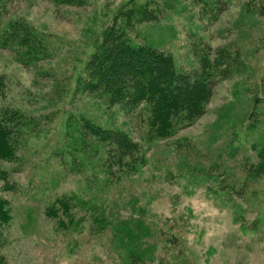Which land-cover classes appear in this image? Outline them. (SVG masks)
Returning <instances> with one entry per match:
<instances>
[{
	"label": "rangeland",
	"instance_id": "1",
	"mask_svg": "<svg viewBox=\"0 0 264 264\" xmlns=\"http://www.w3.org/2000/svg\"><path fill=\"white\" fill-rule=\"evenodd\" d=\"M122 3H145L147 14L134 17L126 32L170 53L177 71L197 70L201 58L224 71L219 77L213 71L205 113L150 143L138 118L76 90L77 75ZM6 13V20L23 18L43 32L49 55L25 65L0 46V102L28 114L57 112L19 150L23 161L0 159L7 170L0 197L12 214L0 250L9 264H131L134 255L147 264H264V173L248 179L242 165L247 156L256 161L252 145L264 141V0H88L81 6L11 0ZM220 50L226 52L217 55ZM69 106L122 128L144 148L145 163L115 180H97L87 166L73 170L67 148L54 151L65 138ZM225 179L234 188L224 187ZM64 192L93 207L60 227L47 206Z\"/></svg>",
	"mask_w": 264,
	"mask_h": 264
},
{
	"label": "trees",
	"instance_id": "2",
	"mask_svg": "<svg viewBox=\"0 0 264 264\" xmlns=\"http://www.w3.org/2000/svg\"><path fill=\"white\" fill-rule=\"evenodd\" d=\"M52 1L57 5L78 6L88 2ZM10 3L11 0H0V46L11 48L25 65L42 61L49 55L43 32L29 25L23 18L6 20ZM124 6L125 3L120 4L106 23L100 46L88 57L84 69L77 75L76 90L79 93L85 89L92 91L88 95L105 108L119 106L126 115L138 118L145 125L144 140L150 143L154 139L171 137L185 123L205 113L213 93L214 81L224 71L206 58H201L197 70L191 73L177 71L170 53L148 43L137 42L126 32V26L134 17L144 18L147 14L145 3ZM119 16H123L124 20L118 22ZM158 16L159 8L155 6L152 17ZM222 52L226 51L220 50L217 55ZM215 70L219 71L216 77L213 76ZM3 85L0 75V96L5 95ZM75 108H65L64 111L68 113L65 138L62 145L54 150L60 153L67 148V152L73 155V170L87 166L94 170L91 175L102 177L101 181L115 180L136 172L145 163L144 148L130 138L126 131L94 121L85 114L77 113ZM56 113V110H51L43 114H28L12 102L1 101L0 159L18 164L23 161L19 150L25 149L32 136L40 135L43 128L48 127L44 124L48 122L45 116ZM75 114H78L77 118H74ZM252 146L257 151L256 161H250L251 158L247 156V162H242L248 179L264 173V141ZM64 161L61 155V162ZM0 177L6 179L7 170L0 169ZM230 182L226 179L222 181L224 187L234 188L235 185ZM81 196L65 192L56 195L48 204L47 213L57 218L60 227L71 225L77 210H92V203ZM11 220L8 201L0 197V242H5L2 232ZM0 264H9L1 250ZM131 264L147 263H144L142 257L134 255Z\"/></svg>",
	"mask_w": 264,
	"mask_h": 264
}]
</instances>
